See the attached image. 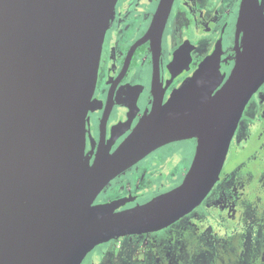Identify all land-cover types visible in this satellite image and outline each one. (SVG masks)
I'll return each instance as SVG.
<instances>
[{
	"label": "water",
	"instance_id": "95a60500",
	"mask_svg": "<svg viewBox=\"0 0 264 264\" xmlns=\"http://www.w3.org/2000/svg\"><path fill=\"white\" fill-rule=\"evenodd\" d=\"M118 0H0V264H81L116 237L158 231L219 180L230 141L264 83V0H242L234 67L213 95V55L111 155L84 161L106 30ZM173 0L151 31L162 32ZM197 138L184 181L147 203L94 204L110 180L160 145Z\"/></svg>",
	"mask_w": 264,
	"mask_h": 264
},
{
	"label": "flooded vegetation",
	"instance_id": "af4514ba",
	"mask_svg": "<svg viewBox=\"0 0 264 264\" xmlns=\"http://www.w3.org/2000/svg\"><path fill=\"white\" fill-rule=\"evenodd\" d=\"M161 1L118 0L115 5L104 37L91 108L85 119L83 159L90 164L99 155L113 154L143 117L154 106L169 101L210 57H218L211 68L220 78L215 82L213 95L234 67L243 38L242 29L238 31L237 26L242 0H173L159 34L151 28ZM134 17L138 19V26L125 37ZM263 86L264 83L247 103L256 95L253 100L257 105L256 128L248 129L244 141H238L239 122L219 180L200 205L158 231L129 234L101 243L87 253L81 264H193L209 251H214V257L208 262L229 264L228 253L234 251L237 255L230 258H239L243 242H249L247 245L257 242L261 248L264 235ZM253 120L254 116L245 118L248 122ZM180 145L184 147L175 160L166 158L160 164H147L156 160L160 152ZM196 146L197 138L176 139L160 145L110 180L94 204L121 201L123 205L117 212L143 205L173 190L191 169ZM171 166L176 170L175 176L163 178L173 184L171 187L145 186L152 172L169 170ZM223 181L227 186L215 192ZM258 200L262 202L261 209ZM200 207L203 210L200 221L178 224ZM202 236L209 237L210 242L203 244Z\"/></svg>",
	"mask_w": 264,
	"mask_h": 264
},
{
	"label": "rangeland",
	"instance_id": "374dc122",
	"mask_svg": "<svg viewBox=\"0 0 264 264\" xmlns=\"http://www.w3.org/2000/svg\"><path fill=\"white\" fill-rule=\"evenodd\" d=\"M144 2L146 3V0H144ZM137 26H138V19L136 17H134L133 22L131 23V25L128 26V29L125 32V37H129L131 35L132 31H134L137 28ZM116 42L122 43V40H119V41L117 40ZM262 88L264 89V86ZM255 99H256V95L253 96V98L251 99V101L249 102V104L247 105V107L244 111L243 117L240 121L238 130H237V134H236L238 141H241V142L244 141L246 134H247V130L256 128V126H257V124L254 123L255 118H256L255 116L257 113L256 101L255 102L253 101ZM247 116L249 119L252 116H254L253 122L252 121L251 122L245 121V118H247ZM183 147H184V145H180L177 147L175 146V147L166 149L157 155L156 160L152 159L151 161H148L147 164H151V163H159L160 164V162H165L168 158L175 160V158L179 155L178 152ZM177 161L178 160H176L174 162V164L177 163ZM145 166H147V165H145ZM156 167H157V165L154 167H150V169H155ZM166 173H167V176H164V174H166ZM175 173H176V170L172 166L169 168V170L163 169L162 171H156L154 173L152 172L151 178L148 179L145 186L149 187L150 189H155V188L158 189L160 186H163L164 189H167V188L171 187L173 184L163 180V178L174 177ZM226 186H227V183L225 185V182L223 181L222 183L218 184V186L215 188V192L217 190H221V189L225 188ZM258 207L260 209L262 207V202L260 200H258ZM202 213H203V210L200 207V209L196 210L190 216L185 217L178 224H180V223L185 224V223H188L189 221H192V220L200 221V216H202ZM254 231H256V229ZM222 233L224 234V230H222ZM201 242L203 244H205V242L209 243L210 239H209V237H207V239H204V236H202ZM241 242H243V240H241ZM261 242L263 243L261 248L257 242L254 245L253 244L247 245V243H249L247 241L243 242V249L240 252L241 255L239 256V258L238 257H237V259H235L233 257L230 258V256H236L237 255L234 251H232V252L228 253V255H227L228 256V263L229 264H247V262H248L249 264H264V235L262 237ZM241 248H242V245H241L240 249ZM213 257H214V251H209V252H206L205 254L203 253L201 256H199L197 259L194 260L193 264H217L213 261L208 262Z\"/></svg>",
	"mask_w": 264,
	"mask_h": 264
}]
</instances>
